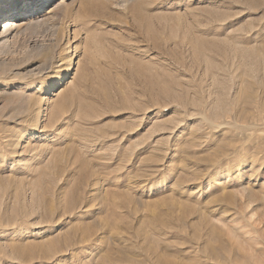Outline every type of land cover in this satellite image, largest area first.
Instances as JSON below:
<instances>
[{"label": "rangeland", "instance_id": "374dc122", "mask_svg": "<svg viewBox=\"0 0 264 264\" xmlns=\"http://www.w3.org/2000/svg\"><path fill=\"white\" fill-rule=\"evenodd\" d=\"M17 1L0 264H264V0Z\"/></svg>", "mask_w": 264, "mask_h": 264}, {"label": "bare ground", "instance_id": "6f19581e", "mask_svg": "<svg viewBox=\"0 0 264 264\" xmlns=\"http://www.w3.org/2000/svg\"><path fill=\"white\" fill-rule=\"evenodd\" d=\"M37 1H40V0H37ZM24 2H25V0H18L16 4H13V8H14V11H16V14L14 15V18L4 22V25H3L4 29L11 30L13 27L17 26V24L20 21L19 20L20 19L19 12L22 9V3L25 4ZM41 2H46L47 3V0H41ZM45 7H46V9H45L46 11L49 10V4L48 3H47V6H45ZM5 11H7V8L5 9ZM1 15H4V14L0 13V17H1ZM71 71H73L72 67L69 68L68 72H71ZM63 81L64 80L62 79L61 82H60V85L63 83ZM52 87L54 88V86H52ZM53 88H51V90Z\"/></svg>", "mask_w": 264, "mask_h": 264}]
</instances>
